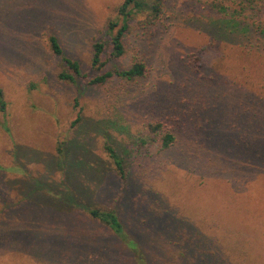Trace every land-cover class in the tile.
Instances as JSON below:
<instances>
[{
  "label": "rangeland",
  "instance_id": "1",
  "mask_svg": "<svg viewBox=\"0 0 264 264\" xmlns=\"http://www.w3.org/2000/svg\"><path fill=\"white\" fill-rule=\"evenodd\" d=\"M123 1L0 0V264H137L88 207L114 208L147 264L186 249L197 264H264V0H168L157 25L131 17L115 58ZM65 58L76 82L59 77ZM137 60L138 81L91 83ZM159 121L176 135L160 153L140 144Z\"/></svg>",
  "mask_w": 264,
  "mask_h": 264
},
{
  "label": "trees",
  "instance_id": "2",
  "mask_svg": "<svg viewBox=\"0 0 264 264\" xmlns=\"http://www.w3.org/2000/svg\"><path fill=\"white\" fill-rule=\"evenodd\" d=\"M167 2L168 0H124L117 8L119 19L111 20L108 22V31L110 33L112 43L111 55L115 58H122L127 55L128 47L126 38L132 31V24L130 23V19L133 15H144V19L139 20L138 22V24H142L143 27L155 24L157 25L163 20L164 16L166 15ZM49 43L52 51L56 55H63V49L57 36L53 34L50 35ZM105 50L106 45L103 41L97 40L94 42L92 64L98 70H101L105 65L103 58ZM64 60L66 62L67 68L59 73L60 79L72 83L76 82V80L81 77L82 74L80 63L77 60L71 58H65ZM146 69V64L142 60H137L124 69L110 70L97 75L92 79L91 83L105 84L111 81L114 76H117L122 81L128 83L136 82L140 78L144 77ZM0 108L2 111H6V101L1 89ZM2 125L6 131H9V127L6 122ZM148 129V133L143 134L140 141L142 147H146L148 150L151 149L153 151L154 149H156L159 153L163 152L170 148L176 140L175 132L171 128H168L161 121L149 124ZM103 149L111 158L117 174L121 178L126 179L128 170L123 157L120 155L115 145H113L109 141H106L103 145ZM58 150L61 155L65 156V152L63 151V148L61 146L58 148ZM86 210L93 219H97L104 223L131 250L136 252L137 264H147V257L140 249L138 242L130 236L124 223L120 219L119 214L114 208L88 207ZM198 258L199 256L193 257L191 255H188V251L186 249L184 252L179 253L177 262L179 264H182L181 260L184 259L188 262V264H197L199 260Z\"/></svg>",
  "mask_w": 264,
  "mask_h": 264
}]
</instances>
